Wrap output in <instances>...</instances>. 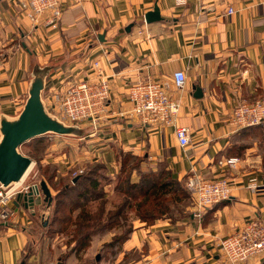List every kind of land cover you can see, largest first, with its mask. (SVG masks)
<instances>
[{
    "label": "crops",
    "instance_id": "1",
    "mask_svg": "<svg viewBox=\"0 0 264 264\" xmlns=\"http://www.w3.org/2000/svg\"><path fill=\"white\" fill-rule=\"evenodd\" d=\"M19 1L0 0V108L23 109L35 79L48 107V95L72 82L103 76L110 83V113L91 132L76 141L45 134L50 147L43 161L58 167L57 177L70 176L75 165L74 172H83L99 159L115 170L123 150L144 157L143 169L165 161L184 183L194 169L208 180L228 177L232 187L229 199L201 216L191 207L175 220H136L115 258L87 254L97 260L79 264H231L221 239L256 217L264 220V124L229 123L237 104L264 98V0H62L56 28L44 19L32 23ZM156 5L160 17L149 22L146 13ZM229 7L234 13L227 14ZM177 70L187 75L182 89L172 84ZM150 78L168 81L180 97L178 123L190 129L187 147L175 126L143 127L138 116H129V86ZM229 156L240 157L235 167L219 163ZM9 207L16 215L0 226V264H76L85 250L101 252L113 235L97 233L85 250L67 254L64 237L47 232L49 216L40 205L30 209L15 197ZM54 250L60 261L52 259ZM240 264H264V253Z\"/></svg>",
    "mask_w": 264,
    "mask_h": 264
},
{
    "label": "built area",
    "instance_id": "2",
    "mask_svg": "<svg viewBox=\"0 0 264 264\" xmlns=\"http://www.w3.org/2000/svg\"><path fill=\"white\" fill-rule=\"evenodd\" d=\"M61 2L62 0H20L18 5L32 23L38 24L41 16L47 14V23L56 28L62 16ZM234 11L233 7H229L227 14H232ZM95 64L99 65L98 62ZM186 81L187 75L183 70L174 72L172 84L175 88L182 89ZM171 87L166 80L152 78L131 84L128 95L132 101V109L129 111V116H138L143 127L175 126L181 146L187 147L190 144V129L178 123L181 99L173 96ZM63 92L57 93L54 101L61 118L65 121L87 120L95 125L110 113V83L103 76L94 81L83 79L72 82ZM119 114L126 115L125 111H120ZM53 116L59 118L58 115L53 114ZM229 123L236 128L264 124V98L237 104L229 117ZM239 161L240 157L229 156L220 159L219 163L235 167ZM25 178L17 184L0 182V226L16 215L9 205L17 193L26 191L31 185L38 183L26 184ZM186 186L196 197L199 206L205 208L229 199L232 193L228 177L208 180L201 177L194 169L188 176ZM250 186L253 189L258 187L254 180L251 181ZM219 246L231 264H240L252 256L264 253V220L254 218L243 228L222 238Z\"/></svg>",
    "mask_w": 264,
    "mask_h": 264
},
{
    "label": "trees",
    "instance_id": "3",
    "mask_svg": "<svg viewBox=\"0 0 264 264\" xmlns=\"http://www.w3.org/2000/svg\"><path fill=\"white\" fill-rule=\"evenodd\" d=\"M121 154L120 172L113 193L101 181L100 170H107L108 166L100 159L88 162L75 181L59 178L58 182L55 169L43 171V180L56 191L52 194L50 189L52 213L47 232L66 236V243L71 247L67 254L85 250L97 233L114 231L111 240L102 245L101 257L115 258L133 230L131 216L147 224L162 217L182 218L184 212L178 205L187 201L190 191L167 163L160 161L156 169L143 171L144 157L123 150ZM137 170L139 180L133 181L132 175ZM93 260L97 257L90 261Z\"/></svg>",
    "mask_w": 264,
    "mask_h": 264
},
{
    "label": "water",
    "instance_id": "4",
    "mask_svg": "<svg viewBox=\"0 0 264 264\" xmlns=\"http://www.w3.org/2000/svg\"><path fill=\"white\" fill-rule=\"evenodd\" d=\"M159 17L157 5L153 11L146 13L149 22ZM41 88L42 81L35 79L20 116L3 117L1 120L3 137L0 141V182L3 184L19 180L29 165H34L32 158L20 151L24 143L48 132H68V127L46 109L41 99ZM79 176L74 177L73 181ZM44 196L50 197L51 190L47 182L42 180L40 184L34 183L28 190L19 192L17 203L22 200L25 207L34 209L36 205L42 204Z\"/></svg>",
    "mask_w": 264,
    "mask_h": 264
},
{
    "label": "rangeland",
    "instance_id": "5",
    "mask_svg": "<svg viewBox=\"0 0 264 264\" xmlns=\"http://www.w3.org/2000/svg\"><path fill=\"white\" fill-rule=\"evenodd\" d=\"M46 16H47V14H44L43 16H41L40 21H42L43 19L46 20ZM39 71H41V70H39ZM35 78H37V76ZM63 91H65V90H63ZM63 91L62 90L53 91L50 95H48L49 100H52L53 101V104L51 106H49V107L46 105V101L47 100L44 102L43 95H42V91H41V99H42V101H43L46 109L48 110V112L55 113L56 116L58 115L59 116L58 120L60 122H62L63 125H65L66 127H68V132H60L58 134L69 135V137H73L75 139L74 141H76L84 133H87L88 130H89V132H91V130H93L91 126H94V124L91 122V124H93V125H90L87 120H84L83 122L82 121H80V122H72V121H68V120L65 121V120H63L61 118V115L59 113L58 106H57V104L54 101V96L57 93H60V94L64 93ZM0 95H1V93H0ZM29 95H30V93L28 94V96ZM23 109L22 108L20 109V108H17V107H14V108L13 107H10V108H8V107H2V108H0V113L3 115L2 117L0 115V141H1L2 137H3L2 123H1L2 118L3 117L9 118V116L14 117V118H18L20 116V114H21V112H22ZM12 112H15V113L13 114ZM86 122H87V124H85ZM48 133H55V132H48ZM45 134H42V135H40V136H38V137H36L34 139H31L30 141H27L20 148V151L22 153L27 154L29 156H33V157L39 159V162L33 165V167L31 168L30 172L26 176V178H25L26 184L27 183L30 184L32 182H38L40 184V182L44 179V177L42 175L43 171H45L46 169H50V171H52L53 169H55V170L58 169V167L55 164H52V163L46 164L43 161V157L45 156L44 155L45 154V151H46V149L48 147H50L47 144V142H46L47 141V137H46ZM117 155H118V163H114L113 162L114 164H116L118 166L115 170H112L111 169V168H113L112 165L110 166V168L108 167L107 170L106 169H103V168L100 170L101 173H102V175H103L102 177H100L101 178V181L106 186V189L110 193H113V188H114V186L116 184V181H117V175L120 172L121 158H122L121 150L117 153ZM103 163H105V162L103 161ZM108 164H110V163H108ZM84 167L86 169V165ZM75 168L77 169V165L70 166L69 172L71 171L73 173L72 174L70 173L71 175L68 176V177H66L67 178L66 180H69L68 178H70L71 180H73L74 177H76V176H78V175H80L82 173V172H79V173L78 172L77 173L75 172V174H74ZM141 168H142V164H141ZM150 169L151 168L148 167L146 169H143L142 168L141 170H143V171H149ZM69 172H68V174H69ZM139 175H140L139 174V170L135 171L133 173V175H132L133 181L139 180ZM201 177H203V176H201ZM59 178H64L65 179V177H59L58 176V182H60V180H61V179L59 180ZM187 180H188V177H187ZM187 180H186V182H187ZM52 191H53V194L56 192L54 189ZM17 195H18V193H17ZM17 195L15 196L16 198H17ZM47 197L44 196L45 199L42 202V204L40 205L41 212L45 216V219H46V217L50 216L51 213H52V204H51L52 203V196H50V197L47 196ZM214 204H216V203H214ZM214 204H212V205H214ZM178 206L184 212L183 213V216H181L182 218L183 217H186L189 214L191 207L193 208V212L196 213L198 216H201L206 211V208L205 207H202V205L199 206V203H197V201H196V197L194 196V194L192 195L191 191H190V196L187 199V201H183ZM209 206H211V205H209ZM175 212H176V214H179L178 211H175ZM131 220L133 221V225L135 227V221L136 220L139 221V219H137L133 215V216L130 217V221ZM37 231H38L37 234H39V232L42 233V230H40V227H37ZM113 235H114V231H113ZM61 236H63L64 237L63 240L66 241V236L63 235V234H61V233H60L59 240L60 239L62 240V237ZM57 243H58V241H57ZM100 253H101L100 251L99 252L92 251V252L87 253V251L85 250L84 253H83V258L82 259H78L79 262H77L76 264L82 263L83 260H88L91 256H94V255H97V257L102 258ZM87 254L88 255L90 254V257L89 258H86L87 257L86 256ZM132 256L137 257L136 254L135 255H132ZM56 257H57V252L54 250L53 251V257H52V259L55 260V259H57ZM90 259H92V258H90ZM58 261H60V259ZM87 262H90V261H87Z\"/></svg>",
    "mask_w": 264,
    "mask_h": 264
},
{
    "label": "bare ground",
    "instance_id": "6",
    "mask_svg": "<svg viewBox=\"0 0 264 264\" xmlns=\"http://www.w3.org/2000/svg\"><path fill=\"white\" fill-rule=\"evenodd\" d=\"M55 114V113H54ZM55 117V116H54ZM33 167V163H31L29 165V167L25 170V172L23 173V175L21 176V178L19 180H16V181H12L10 182L9 184H17L19 183L20 181H22L27 175L28 173L30 172L31 168Z\"/></svg>",
    "mask_w": 264,
    "mask_h": 264
}]
</instances>
